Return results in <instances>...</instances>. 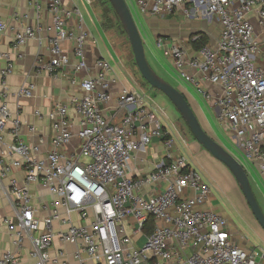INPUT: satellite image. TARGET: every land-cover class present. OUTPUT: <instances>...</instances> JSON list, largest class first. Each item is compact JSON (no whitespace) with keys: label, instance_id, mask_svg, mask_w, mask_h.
<instances>
[{"label":"built area","instance_id":"2783aa9c","mask_svg":"<svg viewBox=\"0 0 264 264\" xmlns=\"http://www.w3.org/2000/svg\"><path fill=\"white\" fill-rule=\"evenodd\" d=\"M134 1L142 16H171L189 4L198 17L217 21L216 44L209 41L195 55L173 39L159 37L156 46L172 61L178 79L193 86L217 110L220 122L243 153L241 163L257 170L264 184V68L253 61L260 44L251 21L254 15L264 34V0ZM46 5L50 22L17 30L13 49L18 52L45 34L50 60H38L36 69L55 79L69 68L87 77L70 79L83 94L70 104H57L49 113L52 137L49 151L43 153L47 141L25 142L21 119L11 115L6 80L15 65L5 56L7 64L0 70L4 86L0 143L5 146L0 153V182L15 171H22L24 179L9 183L15 218H6L4 224L13 249L4 252L0 264H22L18 251L27 239L31 264H67L64 251L51 254L55 239L76 249L79 264H264V249L239 247L228 221L203 209L211 186L185 156L174 154L175 142L164 130L158 109L141 94L123 89L118 101L121 122L113 123L105 115L113 98L111 87L117 82L111 63L104 58L89 63L87 51L96 40L79 9L68 8L63 0H46ZM193 10L186 9V16ZM14 18L22 19L18 14ZM28 18L26 14L22 20ZM74 18L76 27L71 26ZM8 28L0 16V31ZM199 38L196 35L192 41ZM65 42L71 43V53L64 49ZM35 91L30 83L17 94L32 98ZM30 131L34 134L36 128ZM7 132L13 137L11 144L4 142ZM74 138L78 144L68 152ZM155 139L164 142L166 160L148 174L130 176L136 153L146 151ZM35 183L53 196L44 218L33 205L31 185ZM76 214L80 224L74 220Z\"/></svg>","mask_w":264,"mask_h":264},{"label":"crops","instance_id":"0c3cea01","mask_svg":"<svg viewBox=\"0 0 264 264\" xmlns=\"http://www.w3.org/2000/svg\"><path fill=\"white\" fill-rule=\"evenodd\" d=\"M36 1L37 0H0V16L9 24V28L6 32L0 31V70L6 66L7 59L5 56L9 55V57L14 61L15 65L13 73L6 80V87L9 89L7 103L11 111V115L13 118L19 117L21 119L23 123L21 138L25 142L38 143L41 138H44L47 141V144L42 148V152L46 153L50 149L49 139L52 137L51 121L48 117L49 113L57 104H70L74 97H79L83 94L79 86L72 85L70 83V79L76 77L78 80H81L87 77V73L81 72L76 75L73 71V68H69L64 71L63 76L61 75L60 78L55 79L43 70L38 71L36 69L38 60H43L45 63H48L50 60L45 34L41 35V41L32 40L27 45L21 47L18 52L13 49L14 34L17 30H20L25 26L34 27L38 23L41 25H46L51 20L50 13L47 9L46 0L38 1L40 5L39 14L37 13L38 10L36 9ZM63 1L68 8H77L80 10L84 16L86 27L90 30L91 34L96 40L95 44L92 43L89 45L87 51L89 63H93L97 58H104L112 65V59L115 56L119 61H121L114 46L111 43L108 33L102 28L101 15L99 16L95 13L92 4L89 3V0ZM186 9L193 10V6L188 4L177 9L173 14L174 16L171 15L167 17H156L141 15L140 21L144 26L145 32V35H141L145 43L147 58L153 69L164 79L174 82L175 84L172 85H175V87L186 96L188 102L191 103L190 105L192 108L194 107L196 111L198 110L201 115L198 105L195 103L194 98H192L193 94L188 89V85L190 84L180 81L177 75H174L176 72L173 68L172 61L166 58L164 54L157 48L159 52L163 54L165 62L160 60L157 53L153 50L150 44L152 41L153 43H156V40L159 37L173 39L178 44L188 49L190 55H195V51L188 39L193 33L197 31L193 29L194 24H197L201 27L200 31H209L214 25H208V22L205 20L212 21L213 18H200L196 15L194 10L192 11L193 16H186ZM16 14H18L22 19L23 16L27 14L29 15V18L26 20H16L14 18ZM251 21L256 30L257 41L260 44V51L253 56V61L258 67L264 68V34L261 32L257 24V19L254 15L251 16ZM76 24L77 19L74 18L72 20L71 26L76 27ZM216 26L218 31L217 35L219 37L220 26L218 23ZM168 31H170L171 35ZM217 40L210 41L215 45ZM63 46L68 53H71L70 42H65ZM168 65L172 71H169L167 67ZM112 75L114 78H116L117 82L111 87L113 98L109 104V107L105 111V115L111 119L113 123H119L121 122L123 116V112L118 109V101L121 91L123 89H128L129 91H135L139 94L141 93L139 92L136 83L132 79V81L129 80L130 82L121 81L114 69L112 71ZM2 82L3 81L0 78V93H2L4 90ZM30 83L36 86L34 97H18L17 93L20 87ZM191 87L196 90L193 86ZM148 104L154 107L152 101L148 102ZM207 104L218 116L217 110L212 108L209 103ZM156 107L158 108V106ZM165 107L168 109L164 111H161L160 109V111H158V113L160 112V115L158 114V116L162 126L164 127V130H166L170 138H172L175 142L174 154L185 156L188 159V162L189 158L194 157L195 155H203L210 162H214L211 161L213 160V157H210L209 153L194 139V137H185L179 132L175 123L178 121L177 118H179V115L176 111H170L171 109H169L166 104ZM36 111H40L42 116H36ZM31 127L36 128V133H31ZM10 129L11 124L9 125L8 131ZM4 142L6 144H11L13 142V137L10 136L8 132L4 137ZM77 144L78 139L74 138L71 146L67 148V151L71 152L73 148L77 146ZM4 147L5 146L0 143V153ZM167 152L168 150L165 147L164 142L161 139H155L146 151H140L136 153L130 164V176L140 177L150 173L155 169L159 162L166 160ZM224 174L228 180L227 183L232 186L234 191L238 192V194H241L240 198L242 204H244L243 206L247 209L248 205L246 204V200L244 199L242 192H240L237 181L234 179V177H232V175H230V173H228V171L224 172ZM11 179H17L18 181L22 182L24 179V173L22 171H15L10 176V179L0 182V259L5 251L13 249L11 237L8 233L6 225L4 224V220L6 218H15L13 196L9 191V183ZM206 182L211 186L212 192L208 201L203 206V209L213 211L223 217L227 216L226 209L222 206L217 196L216 184L214 182ZM31 191L33 195V205L38 210L39 217L44 218L47 215V205L53 201V196L39 183L32 184ZM74 220L77 224H80L78 214L74 215ZM229 224L230 229L233 230L231 227V221ZM55 228L60 229L61 227L55 224ZM234 234L237 237V234ZM236 240L237 245L241 248L252 249L253 247H257L249 243L245 238H238ZM25 244V247L18 252L22 257V264H31L32 259L29 254L31 243L27 239ZM75 250L76 249L73 246L63 244L59 239H55L51 254L52 256H55L60 251H64L67 254V264H79L74 256ZM88 263L94 264L93 261H88Z\"/></svg>","mask_w":264,"mask_h":264},{"label":"rangeland","instance_id":"374dc122","mask_svg":"<svg viewBox=\"0 0 264 264\" xmlns=\"http://www.w3.org/2000/svg\"><path fill=\"white\" fill-rule=\"evenodd\" d=\"M135 21L139 27V30L142 35H145L144 26L141 23V15L136 7V3L134 0H126ZM92 7L97 15H101L102 17V5L104 4L103 1L100 0H91ZM109 8V18L111 19L112 23L109 31H107L109 38L111 39V43L114 46L116 53L121 61L117 59V57H113L112 59V66L115 70L118 78L121 81H134L136 86L143 97H145L146 102H151L158 111H164L168 109L165 107V104L171 109L170 111H176L179 115L177 118L178 121L175 122L179 132L189 138H193V135L188 128L185 121L182 119L179 112L175 109L172 102L160 91L152 89L150 85L145 81L142 77L141 73L139 72L137 65L135 63L134 54L131 48V45L127 39V35L125 30L118 19L117 15L115 14L114 10L111 8L110 4L106 5ZM174 16V15H173ZM193 16V13L191 14ZM172 18V17H171ZM102 20V18H101ZM208 22V25H214L211 30H207L205 32L200 31L201 27L197 24H194L193 29H195V33H193L188 39L189 43L191 39L197 34L206 35L209 40L215 41L218 38V31H217V21L215 19L205 20ZM192 22V21H191ZM170 33V31H168ZM208 34H207V33ZM171 35V33H170ZM153 50L157 53L160 60L165 62V58L161 52L157 49L156 43L153 41L150 42ZM169 71H172L169 65L167 66ZM175 73V72H174ZM174 75H177L176 73ZM132 79V80H131ZM136 81H135V80ZM130 80V81H129ZM167 82L171 84H175L171 80L165 79ZM175 86V85H173ZM188 89L192 92L195 103L198 105L199 111L193 107L194 112L196 113L202 127L204 130L213 137L218 143H220L225 149H227L234 157H236L240 162H244V156L239 147L237 146L236 139L229 134V132L224 128V125L220 122L219 117L216 113L208 106L207 101H205L204 97L201 94H198L196 90H194L190 85H188ZM190 103V102H189ZM191 104V103H190ZM160 115V112H159ZM211 131V132H210ZM210 157H213L209 153ZM214 162H210L206 159L205 156H194L189 158V163L191 166L196 169L204 178L205 181L214 182L217 188V196L219 198L220 203L226 209L227 216L224 218L232 223V231L237 234L236 239L245 238L247 241L257 247L264 249V230L259 225L255 217L253 216L249 205L247 209L242 204L240 195L238 192L234 191L232 186H230L227 182L228 180L225 177L224 172L230 173L232 177L234 175L232 172L221 162L217 161L214 157L212 158ZM84 161H87L84 159ZM250 180L252 182L254 191L257 195V199L261 204L262 208L264 209V184L262 177L260 176L259 172L252 168L251 166H246ZM235 179V177H234ZM241 192V190H240ZM243 195V194H242ZM244 197V196H243ZM245 199V197H244ZM230 227V224H229Z\"/></svg>","mask_w":264,"mask_h":264},{"label":"water","instance_id":"95a60500","mask_svg":"<svg viewBox=\"0 0 264 264\" xmlns=\"http://www.w3.org/2000/svg\"><path fill=\"white\" fill-rule=\"evenodd\" d=\"M107 1L125 30L135 63L142 77L152 89L160 91L172 102L194 139L232 172L253 216L264 230V211L256 197L244 165L204 130L186 96L153 69L146 55L143 37L126 0Z\"/></svg>","mask_w":264,"mask_h":264},{"label":"trees","instance_id":"16d2710c","mask_svg":"<svg viewBox=\"0 0 264 264\" xmlns=\"http://www.w3.org/2000/svg\"><path fill=\"white\" fill-rule=\"evenodd\" d=\"M100 1H103L104 2V4L102 5L103 11H102V17H101L102 18V28H103V30H105L107 32V31L110 30V28H112V26H111L112 21L109 18V8L106 7V5H108L110 3L107 0H100ZM197 35L200 36L199 40H197V41L194 42V41H192L193 38L191 39V46L194 49V51H198L199 49H201L203 47V45H206L210 41L209 38L206 35H203V34H197ZM251 184H252V182H251ZM252 187H253V185H252ZM253 190H254V188H253ZM256 197H257V195H256ZM263 211H264V209H263Z\"/></svg>","mask_w":264,"mask_h":264}]
</instances>
